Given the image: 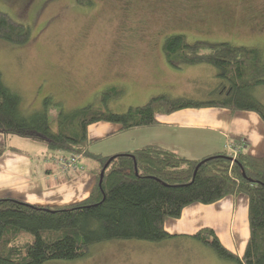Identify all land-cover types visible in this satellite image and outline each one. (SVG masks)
<instances>
[{"label":"trees","instance_id":"16d2710c","mask_svg":"<svg viewBox=\"0 0 264 264\" xmlns=\"http://www.w3.org/2000/svg\"><path fill=\"white\" fill-rule=\"evenodd\" d=\"M77 1L90 4L92 0ZM30 37L29 25L0 11V40L23 44ZM164 39L162 50L170 67L210 64L225 90L206 100L161 92L117 113L91 104L67 114L60 108L53 131L48 109L59 104L45 97L39 109L22 112L19 92L8 87L0 73V133L42 141L51 153H79L97 163L90 170L96 178L93 188L77 203L41 206L0 197V264L79 260L88 256L91 244L112 240L162 241L172 236L163 228L167 218H178L188 204H210L232 194H245L248 199L249 237L242 256L222 246L211 230L200 229L193 237L213 248L219 258L264 264V152L259 156L242 152L233 159L222 150L190 159L153 143L108 156L87 151V126L99 120L119 123V130L128 131L156 125L155 113L221 106L231 111L252 110L264 123V103L252 93L253 87L264 85L260 47L204 39L189 43L184 33ZM124 92L120 85L106 88L100 95L102 105L106 107ZM8 148L14 149L1 145L0 155Z\"/></svg>","mask_w":264,"mask_h":264},{"label":"rangeland","instance_id":"374dc122","mask_svg":"<svg viewBox=\"0 0 264 264\" xmlns=\"http://www.w3.org/2000/svg\"><path fill=\"white\" fill-rule=\"evenodd\" d=\"M2 10L29 25L31 37L23 44L0 40L1 78L19 92L24 113L42 107L45 97L59 104L48 109L53 131L60 108L67 114L91 104L125 112L161 92L217 98L222 87L213 66H169L162 43L172 33H184L189 43L204 39L260 47L264 64V0H0ZM126 61L134 66H123ZM116 85L124 87V94L104 107L101 93ZM252 91L264 103V85ZM11 135L13 145L38 161L64 155L51 153L42 141ZM89 150H99V144ZM135 242L95 243L84 258L43 264H139Z\"/></svg>","mask_w":264,"mask_h":264},{"label":"crops","instance_id":"0c3cea01","mask_svg":"<svg viewBox=\"0 0 264 264\" xmlns=\"http://www.w3.org/2000/svg\"><path fill=\"white\" fill-rule=\"evenodd\" d=\"M121 63L134 66V62ZM154 117L156 125L128 131L119 130L120 124L110 121L89 124L87 151L108 156L153 143L183 157L197 159L222 150L229 155L231 149L224 144L243 139L245 143L239 153L259 156L264 152V123L252 110L206 106L155 113ZM12 139L11 134L0 133V146L14 147L0 155V197L41 206H64L88 197L96 180L90 171L97 166L94 159L81 155L75 170L60 172L52 160L38 161L31 152L13 145ZM91 144H99V150H89ZM247 200L245 194H232L210 204H188L178 218H167L164 222L163 228L171 237L156 242L136 239L137 261L139 264H239L219 258L213 248L193 235L200 229L211 230L222 246L241 257L249 237ZM204 235L211 238L207 232ZM124 244L127 243H120L119 247Z\"/></svg>","mask_w":264,"mask_h":264},{"label":"built area","instance_id":"2783aa9c","mask_svg":"<svg viewBox=\"0 0 264 264\" xmlns=\"http://www.w3.org/2000/svg\"><path fill=\"white\" fill-rule=\"evenodd\" d=\"M241 142H226L225 147L228 149H232L231 158L235 159V157L239 154L240 146L243 144H239ZM81 157L79 154L75 155H57V157H53L52 162L57 167L60 172L67 171L69 169H74L77 167V160Z\"/></svg>","mask_w":264,"mask_h":264},{"label":"water","instance_id":"95a60500","mask_svg":"<svg viewBox=\"0 0 264 264\" xmlns=\"http://www.w3.org/2000/svg\"><path fill=\"white\" fill-rule=\"evenodd\" d=\"M198 165H199V163H198ZM198 165L195 167V169H194V173L196 172L195 170H196V168L198 167ZM100 180H99V182H98V184H100V182H101V177H102V173H100Z\"/></svg>","mask_w":264,"mask_h":264}]
</instances>
